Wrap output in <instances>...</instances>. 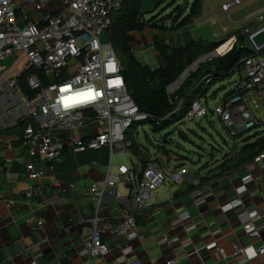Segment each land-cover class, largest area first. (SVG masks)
I'll list each match as a JSON object with an SVG mask.
<instances>
[{
    "label": "built area",
    "instance_id": "1",
    "mask_svg": "<svg viewBox=\"0 0 264 264\" xmlns=\"http://www.w3.org/2000/svg\"><path fill=\"white\" fill-rule=\"evenodd\" d=\"M44 1L0 0V61L3 63L12 59L15 63L24 57L22 71L28 68L35 70L25 77L28 88L35 91L31 98L20 89L17 76L6 77L9 68L0 71V126L7 128L21 120H31L24 127L22 141L32 146L31 155L41 156L50 162L59 158L66 145H71L73 150L107 147L110 155L114 151L129 152L132 144L127 134L129 127L133 123L153 121L155 118L141 111L128 94L120 64L106 37L110 13L120 7L122 0H61L55 11L46 16L41 24L31 21L27 14L29 5L40 10ZM244 1L227 0L220 4L219 10L230 22H243L240 33L247 36L264 25V4L239 18H232L230 9ZM17 11H20V16L16 15ZM38 72L45 77V83ZM234 72L237 79L232 81L227 92L218 96L213 106L208 107L207 101L195 98L185 111V117L195 120L208 114L216 115L234 138L252 128L264 126V53L256 52L243 58L240 65L232 69L230 76ZM201 81L210 82L211 74H206ZM197 86L195 84L193 88ZM170 89L171 92L173 88ZM174 100L176 104L171 113L176 114L183 108L184 99L174 96ZM91 121L99 129L90 132L87 138L64 139L60 136ZM58 131L60 133L57 135ZM129 154L132 157L130 163H120L114 171L109 166L105 176L92 181L88 187L94 213L88 220L87 234L75 249L76 254L84 258L82 264H89L91 259L101 257L108 251L101 239L103 232L126 241L138 237L135 214L144 206L150 192L166 179L165 172L152 159L142 165ZM262 163L264 151L254 155L247 165L249 175L246 180L253 181L254 177L260 175ZM255 164L258 168L254 167ZM25 168L26 176L31 180H36L42 173L31 162H27ZM184 172V169L177 168L168 177L181 183ZM120 182L125 183L127 191L125 195L115 194L116 200L124 208L117 220L114 216L101 215L99 207L107 191ZM247 188V184H243L241 192L247 191ZM39 190L35 181L28 184L23 191L26 202H31ZM193 194L196 204L204 201V195L197 190ZM40 206L35 204L32 208L34 228L42 224ZM243 207L240 197L236 196L220 205V210L237 211ZM245 212L247 220L241 224V229L248 238H257L260 230L256 220L261 213L255 208ZM177 222L182 223L181 218ZM171 242L169 234H163L156 240L159 247ZM196 251L193 248V252ZM234 253L249 260L264 255V245L254 247L235 243ZM140 263L135 256L128 260V264ZM177 263L178 259L168 252L162 259L148 264Z\"/></svg>",
    "mask_w": 264,
    "mask_h": 264
},
{
    "label": "crops",
    "instance_id": "2",
    "mask_svg": "<svg viewBox=\"0 0 264 264\" xmlns=\"http://www.w3.org/2000/svg\"><path fill=\"white\" fill-rule=\"evenodd\" d=\"M60 1L45 0L40 10L29 5L28 18L41 24L46 16L55 11ZM207 1L203 0L199 15L193 18L186 29L183 27L168 33L146 28L142 32L146 36L144 42L141 41L140 32H130L133 51H142L135 54L139 61L152 68L162 64L157 51L150 46L154 34L165 38L182 30V39L179 36L171 37L172 45L178 46L195 40V37L187 34L192 27H196L195 32L201 33L206 23H209L207 31L212 30L215 37L216 32H220L223 27L220 28L222 25L213 17L205 20L211 8V5L207 6ZM217 10L222 13L219 7ZM20 14V11L16 12L17 16ZM235 23L238 22H229L232 26H236ZM178 37L183 43H179ZM144 43L146 49L141 47ZM18 60L15 63L12 59L5 61L0 64V68L11 69ZM24 65L25 62L22 68ZM22 68L15 76L18 77ZM200 98L207 101L206 93ZM28 121L31 120H21L7 128L0 126V264H82L84 258L78 256L75 249L87 234L88 220L94 213L88 187L92 181L102 179L109 166L112 171L113 155L119 151L110 155L107 147L73 150L71 145H66L59 158L50 162L41 156L31 155L32 146L22 141ZM98 129V125L91 121L60 136L64 139L87 138L90 132ZM59 133L56 132L57 135ZM254 134L253 138L248 136V142L264 135V129ZM243 145L233 153L223 154L212 166H207L203 171L198 170L195 174H191L183 163L176 160L169 168L171 154H162L157 148L156 152L145 151L142 156L147 160L152 159L165 172L166 179L150 192L144 206L135 214L138 237L126 241L103 232L101 239L108 251L101 257L91 259L89 264H128V260L134 256L139 258L140 264H148L162 259L168 252L178 259L177 264H264V255L244 260L234 253L235 243L254 247L264 245V163L260 167V175L254 177L253 181L246 180L249 175L247 165L253 157L243 161L249 154L242 148ZM121 152L131 162V151ZM27 162L42 171L36 180L27 178ZM117 162L116 166L123 163L121 159ZM254 167L258 168V165ZM177 168L185 170L181 183L168 177ZM33 181L40 190L27 203L23 191ZM243 184H247L248 188L241 192ZM126 187L125 183L120 182L107 191L99 207L101 215L114 216L117 220L120 218L124 208L116 200L115 194L125 195ZM195 190L204 195L202 203L193 201ZM236 196L240 197L243 209L222 212L220 205ZM35 204H41L42 224L37 228H34L35 216L32 213ZM250 208L261 213V217L256 220L260 234L253 239L248 238L241 229V224L247 220L245 210ZM178 218H181L182 223L177 222ZM187 226L192 228L187 229ZM163 234H169L172 242L159 247L156 240ZM193 248L197 251L193 252Z\"/></svg>",
    "mask_w": 264,
    "mask_h": 264
},
{
    "label": "trees",
    "instance_id": "3",
    "mask_svg": "<svg viewBox=\"0 0 264 264\" xmlns=\"http://www.w3.org/2000/svg\"><path fill=\"white\" fill-rule=\"evenodd\" d=\"M202 2L203 0H122L120 7L110 13V23L106 31L107 40L120 64L121 75L128 94L141 111L149 113L155 118L153 121L148 120L154 132L162 130L177 119L176 114L171 113L176 104L174 96L184 99V106L180 114L183 116L189 108L190 102L194 98L205 95L206 88L210 84L215 80L229 76L232 69L239 66L243 58L256 53L249 43L246 44L245 36L237 30L234 32L235 43L227 51L221 55L210 56L198 61L187 71L185 77L176 87L168 92L167 87L173 84L187 67L192 66L199 57L220 46L223 39L198 38L176 46L172 45L171 37L164 38L154 34L150 46L157 51L162 64L152 68L148 64L140 62L134 54L130 46L129 34L132 31L141 32L146 28L169 33L186 27L195 16L199 15ZM258 53H264V48ZM32 72L35 70L28 68L20 72L17 77L20 89L30 98L35 95V91L28 88L25 77ZM208 73L211 74V81L206 83L205 89L200 92L199 86L193 88ZM38 74L42 82L45 83V77L39 72ZM133 130H135V126H132ZM241 137L242 134L237 136V138ZM245 139L247 141L242 148L249 151V154L243 161L249 160L264 150V135L255 137L252 142H248V136ZM130 140L132 144L129 150L142 165H145L148 160L142 155L148 151V148L131 138ZM165 142L164 138L163 143L157 144L156 148L162 154L168 155L170 152L165 148Z\"/></svg>",
    "mask_w": 264,
    "mask_h": 264
},
{
    "label": "rangeland",
    "instance_id": "4",
    "mask_svg": "<svg viewBox=\"0 0 264 264\" xmlns=\"http://www.w3.org/2000/svg\"><path fill=\"white\" fill-rule=\"evenodd\" d=\"M225 1L227 0L207 1V6L211 5V8L207 12L205 20L207 21L209 17H213V19L222 25L220 28L223 27L221 28L220 32H216L215 37L211 32L212 30L209 32L207 31V28L209 30V23H206V27L204 26L205 30L201 33L194 31L196 30V27H192L190 30H188L189 32H187V34L192 35L195 37V39L200 38V36L201 38H209L212 40L223 39L221 45L210 53L199 57L192 66L187 67L181 73L180 77L173 84H171L170 87H167L169 92L171 90L170 88H175L176 85L185 77L187 71L196 65L198 61L210 56L221 55L235 43L236 35L234 32L238 29H241L243 22H238L237 24L235 23L236 26H232L229 24L230 20H228L229 22L226 21L227 17L224 14L218 12L217 7H219L220 4ZM263 4L264 0H246L239 5L233 6L229 13L232 18L236 19L262 6ZM184 28L186 29V27ZM142 32L143 31L140 32L141 41L144 42L146 40V36ZM183 34L184 32L180 30L179 32H175L170 35L171 37L175 38L179 36L182 39ZM179 37V43H183L180 42L181 40ZM166 38L168 37L166 36ZM245 39L246 44H248L246 37ZM145 45L146 43L141 46L142 49H146ZM141 52L137 50V52L134 51V54ZM12 58L15 57L12 56ZM24 62V57H20L18 63L8 70L6 77L15 76V74H17L22 68ZM1 63L2 62L0 61V64ZM3 69L5 68L3 67L1 70ZM235 79H237V73L234 72L231 76H226L223 79L215 80L212 84H210L208 88H206L207 106H213L214 103L217 102L218 96L228 91L232 85V81ZM198 86V90L202 92L206 87V83L204 81H200ZM200 100L203 102L202 98H200ZM181 113L182 108L176 113L177 119L174 121V123L157 132H154L148 121H145L133 123L129 127L127 134L132 140L146 146L150 152H156L157 144H162L165 138V148L170 152L171 155L169 156L172 158L171 161L169 160L168 167L171 168L176 160L177 162L183 163L185 169L191 174H195V172L198 170L203 171L207 166H212L223 156V154L227 152L233 153L235 149H239L244 143H246L247 140L245 138L247 136H251L253 138L254 132H259L264 129V127H255L244 132L242 134V138H234L229 135L226 128H224L219 122V119L216 115L208 114L206 117H198L195 120H188L184 114L183 116L180 115ZM132 126H135V130L133 131ZM124 154L123 152L119 151L113 155L114 162L111 166L112 171L115 170L116 164L118 163L117 160L119 159H121V161L125 164L130 163L129 159H127Z\"/></svg>",
    "mask_w": 264,
    "mask_h": 264
},
{
    "label": "water",
    "instance_id": "5",
    "mask_svg": "<svg viewBox=\"0 0 264 264\" xmlns=\"http://www.w3.org/2000/svg\"><path fill=\"white\" fill-rule=\"evenodd\" d=\"M246 38L255 52L261 51L264 48V25L253 30L246 36Z\"/></svg>",
    "mask_w": 264,
    "mask_h": 264
}]
</instances>
